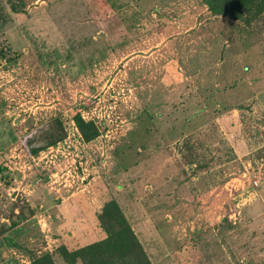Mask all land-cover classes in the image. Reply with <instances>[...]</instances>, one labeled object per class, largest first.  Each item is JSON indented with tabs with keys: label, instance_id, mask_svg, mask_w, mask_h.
Here are the masks:
<instances>
[{
	"label": "rangeland",
	"instance_id": "obj_1",
	"mask_svg": "<svg viewBox=\"0 0 264 264\" xmlns=\"http://www.w3.org/2000/svg\"><path fill=\"white\" fill-rule=\"evenodd\" d=\"M109 202L151 264H264V12L0 0V264H66Z\"/></svg>",
	"mask_w": 264,
	"mask_h": 264
},
{
	"label": "trees",
	"instance_id": "obj_2",
	"mask_svg": "<svg viewBox=\"0 0 264 264\" xmlns=\"http://www.w3.org/2000/svg\"><path fill=\"white\" fill-rule=\"evenodd\" d=\"M216 16L222 15L240 20L249 26L264 12V0H203ZM74 124L80 130L85 141L96 137L90 122L80 115L74 117ZM100 223L106 238L69 251L66 247L57 248V254L66 264H151L139 244L121 209L115 202L106 204L100 215ZM29 264H55L53 255L45 252L35 256Z\"/></svg>",
	"mask_w": 264,
	"mask_h": 264
},
{
	"label": "crops",
	"instance_id": "obj_3",
	"mask_svg": "<svg viewBox=\"0 0 264 264\" xmlns=\"http://www.w3.org/2000/svg\"><path fill=\"white\" fill-rule=\"evenodd\" d=\"M105 239V238H104ZM103 240V239H102ZM101 241V240H100ZM94 243V242H93Z\"/></svg>",
	"mask_w": 264,
	"mask_h": 264
},
{
	"label": "built area",
	"instance_id": "obj_4",
	"mask_svg": "<svg viewBox=\"0 0 264 264\" xmlns=\"http://www.w3.org/2000/svg\"><path fill=\"white\" fill-rule=\"evenodd\" d=\"M257 185V184H256Z\"/></svg>",
	"mask_w": 264,
	"mask_h": 264
}]
</instances>
